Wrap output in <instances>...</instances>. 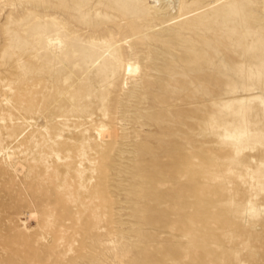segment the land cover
Wrapping results in <instances>:
<instances>
[{
	"label": "rangeland",
	"instance_id": "obj_1",
	"mask_svg": "<svg viewBox=\"0 0 264 264\" xmlns=\"http://www.w3.org/2000/svg\"><path fill=\"white\" fill-rule=\"evenodd\" d=\"M0 264H264V0H0Z\"/></svg>",
	"mask_w": 264,
	"mask_h": 264
},
{
	"label": "bare ground",
	"instance_id": "obj_2",
	"mask_svg": "<svg viewBox=\"0 0 264 264\" xmlns=\"http://www.w3.org/2000/svg\"><path fill=\"white\" fill-rule=\"evenodd\" d=\"M138 70V65L135 62H126V73L131 74ZM9 158H11V155H9ZM38 213L37 211L33 210L30 211L29 216L30 217H37ZM39 225L42 227V230H50L51 228H55L54 219L52 220L49 217H44L42 223H39Z\"/></svg>",
	"mask_w": 264,
	"mask_h": 264
}]
</instances>
